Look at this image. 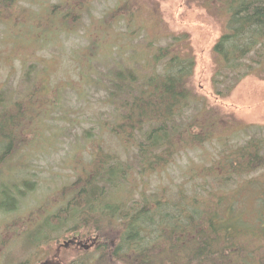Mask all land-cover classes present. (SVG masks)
Masks as SVG:
<instances>
[{"label": "trees", "instance_id": "obj_1", "mask_svg": "<svg viewBox=\"0 0 264 264\" xmlns=\"http://www.w3.org/2000/svg\"><path fill=\"white\" fill-rule=\"evenodd\" d=\"M16 1L19 0H0L1 22L21 23L26 27L36 20L39 22V10L23 5H18L16 10ZM215 2L220 6L218 12L224 22L211 49L215 65L210 81L213 91L224 95L243 77L264 73V0ZM58 4L65 7L55 10ZM48 5L51 13H60L66 33L72 28L71 17L75 18L81 6H86L77 0ZM84 18L100 30L117 26L118 20L124 22L120 34L126 41L120 44L118 39L113 43L123 67H117L107 56L101 60L102 69L97 74L93 73L92 62L86 65L88 69L79 63L88 73L87 77L84 72L80 77H85L86 84L96 80L105 90L115 119L104 125L119 137L127 153L135 149V154L132 160L131 156L123 160L119 153L102 152L101 148L90 167L81 169L76 186H64L56 197L46 199L47 203L28 212L27 220H32L33 214L42 220L37 225L30 222L34 228L26 235L33 236L31 243L43 255L47 249L42 248L51 242L55 246L53 253L63 249L59 248L57 237L64 230L88 237L98 235L100 244L87 250L74 249L80 251L79 257L66 264H92L88 263L89 257L84 261L82 255L97 256L100 252L119 260L120 264H173L171 260H177L174 264H264V171L248 178L264 168V134L230 146L209 161V165L201 163L197 175H193L201 180L194 184L199 191L185 205L172 203L173 212H166L168 202L161 193L159 198V192H147L148 185H140L139 176L165 168L179 153L185 150L190 153L211 135V111L205 100L188 88L194 57L189 48L185 49L189 45L186 36L167 34L160 24L157 8L152 5H117L104 19L87 10ZM99 22L106 26L100 27ZM134 37L137 44L132 43ZM126 58L138 65L128 68L124 64ZM31 76L34 77L22 79L39 80V74ZM30 100L32 97L27 93L20 96L18 91L0 88V175L11 174L19 167L24 173L27 171L21 157L12 167L5 166V162L32 144L19 135L27 130L21 119L38 110ZM49 100L50 108L56 109ZM45 110L49 112L48 108ZM35 128L42 129L38 125ZM17 141L23 145L18 151ZM128 172L132 173L129 180ZM22 177L8 188L0 185V195L13 201L11 204L0 200L2 223L6 222L5 215L19 206L28 187ZM228 181L233 185L225 191L222 187ZM136 192L141 195L140 201L133 199ZM248 196L255 202L249 212L242 206Z\"/></svg>", "mask_w": 264, "mask_h": 264}, {"label": "rangeland", "instance_id": "obj_2", "mask_svg": "<svg viewBox=\"0 0 264 264\" xmlns=\"http://www.w3.org/2000/svg\"><path fill=\"white\" fill-rule=\"evenodd\" d=\"M61 1L19 0L18 5L27 8L32 6L33 10H39V22L36 20L27 27L23 24L21 26V23L13 25L0 21V88L7 89V92L18 91L20 96L27 93L32 97L31 103L38 108L21 119V124L27 130L24 133L21 131L19 135L26 141H32V144L23 149L21 142L17 141L16 144L20 146H17L16 151L22 149L15 153L17 156L5 162V166L12 167L21 157L27 164L26 173L19 167L11 174L0 175V182L3 183L0 185L5 188L17 182L21 175V180L26 179L28 186L20 198L22 200L19 206L5 215L8 226L5 264H40L45 259L46 264H66L73 257H79L80 251L76 250L81 249L73 247H63L60 251L51 253L55 247L52 242L42 248L47 251L41 255L34 243H31L33 236L26 234L34 228L30 222L37 225L42 220L36 214L31 216L32 220H27L28 212L31 208L34 210L47 203L46 199L56 197V193L64 186H76L81 169L90 167L94 155L101 148L102 152L119 153L123 160L129 159V156L132 160V155L135 154V149L127 153L120 145L119 137L107 131L104 124L112 123L115 119L113 105L107 103L106 92L97 85L96 80L86 84L84 78L88 73L80 65L88 69L86 65L92 62L93 73L97 74L102 69L101 60L109 56L117 67H123L117 54V46L113 43L118 39L120 44L126 41L120 34L124 22L118 20L117 26L100 30L94 22L88 24L89 19L84 18L87 10L104 19L117 5H152L157 8L160 24L167 34L186 36L185 41L189 45L185 49L189 48L194 57L188 88L193 94L203 98L205 106L211 111V135L208 141L201 142L190 153H186V150L179 153L173 158V163L165 168L139 176V184L148 185L147 192H159L158 196L162 194V198L168 202L165 203L166 212H173L172 203L185 205L192 199L194 192L199 191L194 184L197 181L201 183V180L193 175H197L201 163L209 165V161L212 162L230 146L246 143L264 134V73L243 77L228 94L217 95L213 91L210 77L215 64L211 49L222 32L224 22L222 14L218 12L220 6L215 0H77L81 3L84 1L86 6H81V12L75 18L71 17L69 22L72 23V28L68 33L66 25L61 23L60 13H51L49 10L48 4L56 5ZM64 7L58 4L54 9ZM98 25L106 26L102 22ZM143 36L144 34L142 38ZM132 43H138L137 37L133 38ZM126 59L124 64L128 68L138 65L137 62ZM83 72L86 76L81 79ZM35 73L39 74V80L36 77L38 81L22 79L34 77L31 75ZM92 78L96 79L95 76ZM49 99L55 103L56 109L50 108ZM43 107L48 108L49 112L46 108L41 109ZM35 125L42 129H36ZM24 152L26 154H22ZM134 166L137 168V165ZM263 171L264 168H260L248 178H255ZM131 174L128 172V180L131 179ZM227 183L226 187H222L225 191L233 185L230 181ZM242 194L245 198L244 190ZM133 199L140 201L139 192L134 193ZM0 200L13 204L6 195H0ZM254 203L253 197L248 196L242 206L249 212ZM241 204L238 203L240 208ZM234 207L237 210V206ZM2 218L3 214L0 213V221ZM21 219L23 220L20 221ZM1 224L2 222L0 227ZM61 234L63 235L57 237L58 242L67 240L69 235L75 233L64 230ZM154 235L150 239L153 240ZM25 238L29 239L28 242ZM91 254L84 253L83 260L86 261L88 258L85 257H89L88 263L92 264H120L119 260L104 256L105 253L100 252L97 256ZM2 261L0 257V263ZM171 263H177V260H171Z\"/></svg>", "mask_w": 264, "mask_h": 264}, {"label": "flooded vegetation", "instance_id": "obj_3", "mask_svg": "<svg viewBox=\"0 0 264 264\" xmlns=\"http://www.w3.org/2000/svg\"><path fill=\"white\" fill-rule=\"evenodd\" d=\"M18 2L19 1H16V4H15L16 10H18L17 9L18 8ZM82 4H86V3L83 1ZM98 239H99L98 235H93V236L88 237V236H82L80 234H72V235H69L67 237V240L61 241L63 243L58 242V246H59V248L60 247L72 248L73 247V248H77V249H81V250L82 249L87 250V249H90V248L95 247L98 244H100L101 242ZM6 243H7V224H6V222H3L1 224V227H0V257L3 259V261L0 264L6 263V261H5ZM53 252L54 251L52 249L51 253H53ZM44 263L45 264L47 263V259L40 262V264H44Z\"/></svg>", "mask_w": 264, "mask_h": 264}]
</instances>
